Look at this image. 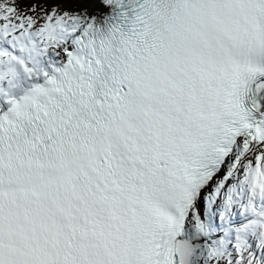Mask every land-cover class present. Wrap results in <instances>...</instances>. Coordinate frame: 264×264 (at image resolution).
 Returning <instances> with one entry per match:
<instances>
[{
  "label": "snow or ice",
  "instance_id": "6c2138e0",
  "mask_svg": "<svg viewBox=\"0 0 264 264\" xmlns=\"http://www.w3.org/2000/svg\"><path fill=\"white\" fill-rule=\"evenodd\" d=\"M0 264H264V0H0Z\"/></svg>",
  "mask_w": 264,
  "mask_h": 264
},
{
  "label": "rangeland",
  "instance_id": "374dc122",
  "mask_svg": "<svg viewBox=\"0 0 264 264\" xmlns=\"http://www.w3.org/2000/svg\"><path fill=\"white\" fill-rule=\"evenodd\" d=\"M33 2H36V3H42V2H46V0H21V6L23 7L25 4H30V3H33ZM65 7H69V5H65Z\"/></svg>",
  "mask_w": 264,
  "mask_h": 264
}]
</instances>
